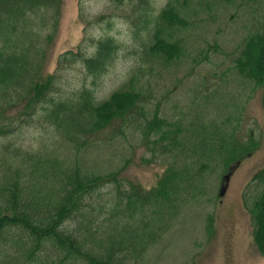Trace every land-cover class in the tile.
Masks as SVG:
<instances>
[{
    "label": "rangeland",
    "instance_id": "374dc122",
    "mask_svg": "<svg viewBox=\"0 0 264 264\" xmlns=\"http://www.w3.org/2000/svg\"><path fill=\"white\" fill-rule=\"evenodd\" d=\"M168 1L148 0L143 10L139 0H61L56 9L27 13L19 32L22 36L15 34L11 40H19L18 48H29L40 79L53 75L52 92L45 98L71 100L87 89L97 101H103L115 91L131 88L141 90L144 97L139 104L141 110L134 109L125 120H115L97 133L75 135L73 140L65 125L48 118L45 99L29 115L6 107L4 127L9 133L0 137V147L10 142L23 151L54 155L64 166L79 165L92 174L119 171L122 190H128L131 184L145 195L173 165L180 149L174 150L168 143L173 134L160 141L157 135L145 131L154 115L181 128V137L189 136L185 131L197 118L206 122V133L215 130L212 121H216L234 143L252 138L254 151L231 166L229 172L210 160L194 164V181L173 209L167 231L139 257L126 249L112 262L264 264V256L253 241L250 214L262 190L253 178L264 168V85L256 86L242 78L235 68L244 40L263 22L264 0H190L188 14L182 13L188 27L174 34L182 55L165 62L150 58L148 49L159 14ZM107 38L118 49L101 73L90 72L79 58L61 59L69 51L90 58L98 41ZM3 45L0 39V48ZM198 132L200 128L196 127ZM116 196L113 187L100 189L87 198L85 211L94 209L98 215L102 206V212L108 211ZM106 217H98L99 222L93 225L104 229L108 226ZM78 221L77 216L66 224L77 236L82 233ZM100 235L89 248L97 259L103 257L99 247L106 234ZM45 250L55 260L59 258L51 245ZM85 263L79 259L63 264ZM18 264L32 263L21 260Z\"/></svg>",
    "mask_w": 264,
    "mask_h": 264
},
{
    "label": "trees",
    "instance_id": "16d2710c",
    "mask_svg": "<svg viewBox=\"0 0 264 264\" xmlns=\"http://www.w3.org/2000/svg\"><path fill=\"white\" fill-rule=\"evenodd\" d=\"M60 2L0 0V39L4 44L0 48V137L9 133L8 128L4 127L6 107L18 109L19 115H29L43 99L47 102L48 118L58 125H65L67 135L72 136V140L75 135L97 133L115 120H125L134 109L141 110L139 104L144 96L141 90L135 88L115 91L103 101H97L87 89L71 100L45 98L52 92L53 75L40 79L37 66L33 68L36 62L29 48H18L19 40L13 42L11 37L15 34L22 36L19 32L26 23L27 13L56 9ZM189 2L169 0L163 7L152 35L153 43L148 49L150 58L170 62L182 55L174 34L188 27L182 13L188 14ZM139 3L143 9L148 5V0H139ZM117 49L115 42L107 38L98 41L90 58H84L79 51H69L61 59L73 61L79 58L90 72L98 74ZM235 68L242 78L256 86L264 85V18L258 30L244 40L241 53L235 60ZM262 98L264 107V94ZM212 122L215 130L206 133V122L197 118L191 123L189 131H185L189 136L181 137V128H177L176 124L172 127V124L154 115L145 131H151L160 141L167 140L173 134V139L168 143L174 150L180 149L173 165L145 195L131 184L128 190H122L123 179L119 171L92 174L79 165L66 167L54 155L43 156L23 151L10 142L1 145L0 264H18L21 260L32 264H63L79 259L85 264H118L112 262L113 258L126 249H132L134 255L139 257L167 231L173 209L181 202L182 193L187 191L184 189H188L194 181V164L210 160L228 171L254 151L256 143L252 138L242 144L234 143L220 124ZM196 127L200 128V134L195 133ZM163 146L167 149V143ZM191 157L192 160L189 159ZM253 181L262 188L250 208L253 241L264 256V168ZM106 187L114 188L117 194L115 203L105 212H102L105 206L100 207L98 215L94 209L91 213L86 212V205H89L87 198ZM94 214L97 215L96 219ZM105 215L108 226L106 224L104 229L95 227L93 224L99 222L98 217ZM77 216L80 220L77 226L82 230L78 236L66 227L67 221ZM111 230L115 233H111ZM100 234H106L99 247V253L104 258L97 259L89 248L102 236ZM47 245L59 253L57 260L45 250Z\"/></svg>",
    "mask_w": 264,
    "mask_h": 264
}]
</instances>
